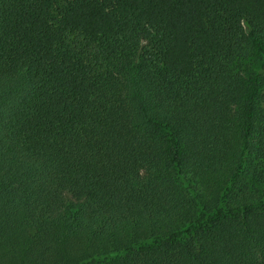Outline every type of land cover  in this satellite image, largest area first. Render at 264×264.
<instances>
[{
	"label": "trees",
	"instance_id": "obj_1",
	"mask_svg": "<svg viewBox=\"0 0 264 264\" xmlns=\"http://www.w3.org/2000/svg\"><path fill=\"white\" fill-rule=\"evenodd\" d=\"M0 264H264V0H0Z\"/></svg>",
	"mask_w": 264,
	"mask_h": 264
}]
</instances>
